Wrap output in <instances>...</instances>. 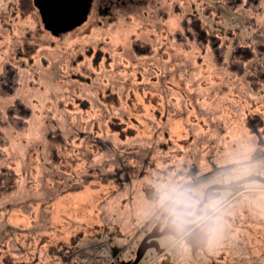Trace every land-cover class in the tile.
<instances>
[{"label":"rangeland","instance_id":"obj_1","mask_svg":"<svg viewBox=\"0 0 264 264\" xmlns=\"http://www.w3.org/2000/svg\"><path fill=\"white\" fill-rule=\"evenodd\" d=\"M201 1L95 0L55 37L34 0H0V74L12 63L19 75L0 110L17 99L32 109L26 130L4 128L0 173L21 180L0 201V264L45 260L60 241L71 264L78 241L114 264H264V140L247 126L264 119V87L173 34L187 17L222 39L264 37L247 11L207 0L208 16ZM181 187L215 206L174 225L162 197Z\"/></svg>","mask_w":264,"mask_h":264},{"label":"trees","instance_id":"obj_2","mask_svg":"<svg viewBox=\"0 0 264 264\" xmlns=\"http://www.w3.org/2000/svg\"><path fill=\"white\" fill-rule=\"evenodd\" d=\"M209 1L223 3L233 11H247L249 13L247 22L249 29H254L257 34L264 37V26L259 27L256 21L262 11L263 0ZM201 7L203 8V12L208 16H212V12L218 15L217 10L207 0L201 1ZM173 37L187 48L192 44L203 50L210 47L213 61L218 66L224 67L234 76L244 78L253 91H259L264 87V41H257L251 45H246L236 38L232 41L228 38L222 39L218 35L207 32L204 27L199 25L197 18L189 20L187 17H184L181 29L176 31ZM145 45L150 46L148 43ZM147 46L140 47L139 45H135L134 49L137 55L145 56L150 54L151 51L144 50V48L147 49ZM18 84L19 75L17 67L12 63L6 64L0 74V95H11ZM31 116V107L21 99L15 100L5 113L0 110V160L6 157L3 151L10 144L4 128L11 127L16 130H26ZM247 126L252 133L257 134L261 140H264L262 136L264 134V119L260 115H251L247 120ZM20 180V176L8 168L1 171L0 201L5 196L15 195L19 191Z\"/></svg>","mask_w":264,"mask_h":264},{"label":"water","instance_id":"obj_3","mask_svg":"<svg viewBox=\"0 0 264 264\" xmlns=\"http://www.w3.org/2000/svg\"><path fill=\"white\" fill-rule=\"evenodd\" d=\"M93 0H34L45 30L58 37L83 25Z\"/></svg>","mask_w":264,"mask_h":264},{"label":"clouds","instance_id":"obj_4","mask_svg":"<svg viewBox=\"0 0 264 264\" xmlns=\"http://www.w3.org/2000/svg\"><path fill=\"white\" fill-rule=\"evenodd\" d=\"M162 200L167 201L165 210L173 217L172 223L175 225L177 221H182L185 216H194L197 212H204L209 206L214 207L216 198H209L208 204L201 208V200L198 193L191 188H177L171 194H165Z\"/></svg>","mask_w":264,"mask_h":264},{"label":"crops","instance_id":"obj_5","mask_svg":"<svg viewBox=\"0 0 264 264\" xmlns=\"http://www.w3.org/2000/svg\"><path fill=\"white\" fill-rule=\"evenodd\" d=\"M13 196V195H12ZM3 199V198H2ZM1 199V200H2ZM15 205V204H14ZM17 206V205H15ZM42 218L45 217V215L42 214L41 216ZM46 219V217H45ZM74 238V236L72 237ZM63 242L64 241H60V245L61 247L56 250V251H53V253H50L49 251H45V254L49 255V257L45 260H43L42 258H40L39 260L38 259H32V262H26V261H20L18 262L17 260H15L13 263L11 264H20V263H26V264H71L73 258H72V254H73V247L70 248L71 250H66V248H63L62 245H63ZM80 242L78 241V243L75 245L76 247V252L75 254H77V256H80L76 259V261H74L73 264H76V262L83 256V254H81V246H79ZM84 247V246H82ZM0 255H3L2 254V251H0ZM165 263H167V261H164ZM171 262H169L168 264H170Z\"/></svg>","mask_w":264,"mask_h":264},{"label":"built area","instance_id":"obj_6","mask_svg":"<svg viewBox=\"0 0 264 264\" xmlns=\"http://www.w3.org/2000/svg\"><path fill=\"white\" fill-rule=\"evenodd\" d=\"M76 264H114V260L108 257H100V256H82Z\"/></svg>","mask_w":264,"mask_h":264},{"label":"flooded vegetation","instance_id":"obj_7","mask_svg":"<svg viewBox=\"0 0 264 264\" xmlns=\"http://www.w3.org/2000/svg\"><path fill=\"white\" fill-rule=\"evenodd\" d=\"M93 5H95V0H93V2H92V4H91V7H90V12H89V14L91 13V10H92V7H93ZM88 18H89V15H88Z\"/></svg>","mask_w":264,"mask_h":264}]
</instances>
